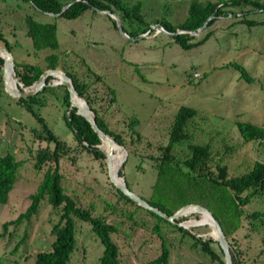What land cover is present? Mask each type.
I'll return each mask as SVG.
<instances>
[{"label": "rangeland", "instance_id": "rangeland-1", "mask_svg": "<svg viewBox=\"0 0 264 264\" xmlns=\"http://www.w3.org/2000/svg\"><path fill=\"white\" fill-rule=\"evenodd\" d=\"M123 1L128 5L140 4L139 14L150 24V31L134 37L141 27L119 20L115 12L112 14L118 18L125 36L117 30L114 20L99 11L86 10L80 17L67 20L40 13L21 0H0V32L9 43L13 62L35 64L43 69L44 56L56 54L57 69L71 72L87 85L86 94L93 108L108 130L121 138L123 145L119 146L125 158L118 170L121 176L118 172L117 176L133 194L148 198L155 177V158L160 154L159 147L167 142L173 116L180 106L193 108L196 115L185 128L189 139L172 149L176 160L187 156V144H197L209 147L210 169L218 162L232 176L245 172L254 161L264 164V147L258 142H243L235 127L236 122H245L264 128V9L245 5L241 8L243 16L239 8L232 9L237 14L235 18H217L193 36L199 40L209 32L206 41L182 50L170 34L161 32L153 22H182L190 0ZM254 1L264 4V0ZM26 14L40 23H54L57 50H32L25 36ZM241 17L257 23L239 24ZM0 46L3 47L1 42ZM230 63L241 66L251 81L239 78V72ZM193 73L199 77L193 79ZM50 88L38 92L39 105L32 108L65 143L66 151L58 160L61 187L77 206L89 209L93 216L116 227L117 232L110 238L118 246L120 262L146 264L155 259L160 252V235L169 253L166 264H218L190 246L189 235L203 240L215 236L210 227L197 225L205 220L204 216L194 213L178 218L176 227L185 234L117 195L107 178L105 160L95 159L82 150L65 127L63 89ZM108 89L113 92L111 104ZM132 117L138 121L133 129L138 137L127 127ZM39 134V124L17 99L3 91L0 77V155L11 154L19 163L7 203L0 205V264H34L35 253L48 250L53 240L49 231L57 222L59 209L51 208L45 201L40 202L28 221L9 224L5 229L2 226L26 210L29 196L45 170V166L36 169L34 154L46 145L51 149L52 144L39 140ZM99 145L97 149L104 153ZM110 169L112 173L114 165ZM251 212H259V220L253 227L243 218L231 244L242 264H264L262 197L252 198L244 208L245 214ZM185 222L191 228H186ZM74 240L75 249L67 264H97L102 246L88 224L74 219Z\"/></svg>", "mask_w": 264, "mask_h": 264}, {"label": "trees", "instance_id": "trees-1", "mask_svg": "<svg viewBox=\"0 0 264 264\" xmlns=\"http://www.w3.org/2000/svg\"><path fill=\"white\" fill-rule=\"evenodd\" d=\"M28 3L33 9L43 14H59V18L71 20L80 17L86 10L109 11L116 13L119 20L127 23H135L139 27L134 37L150 31L149 25L144 22L140 12V4L135 3L128 5L123 0H21ZM69 4L62 12V8ZM245 5L252 6L256 9H264V4H259L254 0H215L214 2H198L190 0L187 6V13L184 20L178 24L171 25L165 20H155L153 24L171 35L172 41L182 50H188L201 45L209 38L210 33L206 32L204 36L195 40L189 32H196L207 18L204 28L212 25L217 18L231 16L235 18L236 12L232 9L241 8ZM229 8L230 10H225ZM23 21L26 26L25 36L29 39L33 51L51 50L58 48L56 41V27L54 23H40L35 21L30 15H24ZM112 24L113 21L110 20ZM237 23L252 26L257 22L247 20L241 17ZM182 32V33H177ZM0 42L3 47L10 52V46L3 34L0 32ZM45 67L42 69L38 65L14 61V73L18 83L23 88L31 86L46 69H54L58 66V56L56 54H47L43 58ZM239 72V78L245 81H251L244 69L230 63ZM2 60L0 58V77H1ZM67 77L71 80L72 86L81 98L86 102L90 111L94 114V121L98 129L111 136L114 141L122 146L121 138L108 130L104 120L98 115L97 110L93 108L90 98L87 96V85L79 81L71 72L64 70ZM52 77L47 79L49 82ZM56 80V79H55ZM63 89L62 104L65 106L62 120L65 127L71 132L74 141L95 159H104V154L97 149L99 145L104 152H109L110 167L114 165L117 155L102 141H99L97 135L91 130L88 123L79 115L76 110L68 111V96ZM52 90L45 87L40 93ZM110 104L114 101L113 92L108 89ZM38 93L35 96L18 99L17 103L36 120L41 128V135L37 138L47 144H52L49 149L46 145L36 150L34 154V165L40 170L45 166L42 177L33 194L29 196L30 203L26 210L19 214L13 221L3 223V229L7 225L19 224L22 221H28L29 218L36 214L41 201H45L53 209H59L57 222L50 228V235L53 237L49 249L35 253L34 264H67L70 254L75 249L74 240V219L85 222L89 226L90 232L98 239L102 246L101 255L98 257L97 264H122L119 260V250L117 244L111 240L110 236L117 232L114 225L106 223L100 216H93L89 209H84L75 203V201L64 193L61 187V174L59 172L58 160L66 151L65 143L60 141L46 126L43 118L40 117L32 108V105L38 104ZM39 105V104H38ZM196 115L193 108L180 106L174 116L168 131L167 142L164 146L159 147L160 154L155 158V177L150 189L148 198L145 200L150 206L158 209L166 216H171L178 209L187 205H198L205 208L211 213L213 218L218 222L225 239L229 246L232 264H242L240 256L232 247L231 237L241 227L242 219L250 222L254 227V222L259 220V212L244 213V208L254 197L264 199V164L254 161L251 166L239 175H229L227 167L218 162L213 164L210 169L209 147L207 145L187 144L188 154L182 160L178 161L172 155L174 146L185 142L189 135L185 131L186 125L190 119ZM138 125L135 118H129L127 127L131 133L138 137L133 129ZM236 130L243 142H258L264 147V128L245 122H236ZM19 163L15 161L11 154L5 153L0 155V205H4L8 200V193L13 187L16 180ZM118 176L121 173L118 172ZM120 180V179H119ZM127 186V184H126ZM128 187V186H127ZM117 195L126 203L140 208L128 198L123 196L119 191L114 189ZM144 210V209H143ZM150 217L158 222H163L176 227L174 223L156 216L155 214L144 210ZM185 215L183 217H187ZM203 217V216H202ZM187 222V221H186ZM186 222L184 226L186 227ZM181 233L186 232L176 227ZM191 228V227H186ZM158 233L157 225L154 226ZM159 235V234H158ZM191 239L190 246L198 249L202 254L207 256L211 262L224 264L222 254L217 243L210 237L205 240L189 235ZM159 255L146 264H166L168 260V249L164 240L160 237ZM210 244L217 245L211 247Z\"/></svg>", "mask_w": 264, "mask_h": 264}, {"label": "water", "instance_id": "water-1", "mask_svg": "<svg viewBox=\"0 0 264 264\" xmlns=\"http://www.w3.org/2000/svg\"><path fill=\"white\" fill-rule=\"evenodd\" d=\"M75 1H78V0H75ZM71 3L72 2L65 5L62 8L61 12L64 9H66V7ZM99 12L108 16L112 20H114V23H115L117 30L123 36H125V34H123V32H122L120 22L114 14L110 13L109 11H99ZM48 15L52 16V17L59 16V14H48ZM209 19H210V17L205 20V22L202 24V26L196 32H189V35L195 36L199 32H201V30H203L206 22ZM159 30L163 33H166L162 29H159ZM179 33H182V32H179ZM166 34H168V33H166ZM0 58L2 60L1 80H2L3 91L8 96H10L14 99H17V100L18 99H26V98L35 96L39 91H41L45 87L61 86L66 90V93L68 96V102H69L68 111L70 109L74 108L76 110L75 114L82 117L88 123L91 130L97 135V138L99 141H101V139H102V140H105L108 143V145L117 144L111 136H109L108 134H106L103 131H101L100 129H98V127L96 126L95 121H94V114L90 111V109L88 108V106H87L86 102L83 100V98H81L79 96V94L75 91L74 87L72 86L71 80L67 77L65 72H63L57 68L46 69L41 73V75L38 77V79L31 86H29L27 89H23L15 77L14 62L12 60V57H11L10 53L2 46H0ZM9 75L15 84L14 89H12L8 86ZM49 77H52V79H51V81L47 82V79ZM73 100H75L76 102L74 103ZM66 116H68V112H66ZM103 154H104L105 166H106V171H107V178H108L110 184L117 191H119L123 196L128 198L131 202H133L134 204H136L140 208L147 210V211L155 214L156 216H158V217H160V218H162V219H164L170 223H174L175 220H177L180 217H183L184 214L182 213V211L188 207L191 208L190 213L202 212V213L206 214L213 222V228H214L215 236H214V238H211V239L217 243V245H218V247L222 253L223 263L224 264H232L228 243L225 239V236H224L218 222L213 218V216L211 215L210 212H208L205 208L198 206V205H187V206H184V207L178 209L171 216H166L165 214H163L158 209L150 206L145 200H143L139 196L133 194L128 189V187L126 186V184L124 183L122 178H119L120 180L116 181L114 176L112 175L111 169H110L109 152H104ZM122 163H123V161H122ZM122 163L120 164V168H121Z\"/></svg>", "mask_w": 264, "mask_h": 264}, {"label": "bare ground", "instance_id": "bare-ground-1", "mask_svg": "<svg viewBox=\"0 0 264 264\" xmlns=\"http://www.w3.org/2000/svg\"><path fill=\"white\" fill-rule=\"evenodd\" d=\"M8 86H9L10 88H12V89L15 88V84H14V82L12 81L10 75H9V77H8ZM73 102L75 103L76 101L73 100ZM101 141H102L106 146H108V147H109V148H110V149H111V150L117 155V159H116V161H115V163H114V169H113V171H112V175L114 176V178H115L116 181H119V178H118V176H117V172H118V170H119V168H120V164L122 163V161H123L124 158H125V153H124L123 149H122L119 145H117V144L108 145V143H107L105 140H102V139H101ZM190 211H191V208L188 207V208L184 209V210L182 211V213L184 214V216H185V215H189V214H194V213H197V214H200V215L204 216V217H205V220H203L202 222H199L197 225H199V226H201V225H206V226L210 227V228L213 230V232H214L213 222H212V220H211L206 214H204V213H202V212H194V213H190ZM186 227H187V226H186ZM188 227H189V226H188ZM214 234H215V233H214Z\"/></svg>", "mask_w": 264, "mask_h": 264}, {"label": "built area", "instance_id": "built-area-1", "mask_svg": "<svg viewBox=\"0 0 264 264\" xmlns=\"http://www.w3.org/2000/svg\"><path fill=\"white\" fill-rule=\"evenodd\" d=\"M198 77H199V76H198L196 73H193V74H192V78H193V79H196V78H198Z\"/></svg>", "mask_w": 264, "mask_h": 264}]
</instances>
